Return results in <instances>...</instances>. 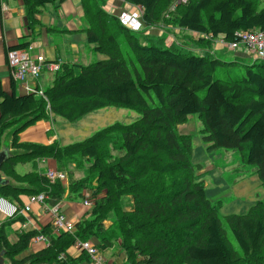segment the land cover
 Returning a JSON list of instances; mask_svg holds the SVG:
<instances>
[{"label": "trees", "instance_id": "obj_1", "mask_svg": "<svg viewBox=\"0 0 264 264\" xmlns=\"http://www.w3.org/2000/svg\"><path fill=\"white\" fill-rule=\"evenodd\" d=\"M22 1L30 31L24 37L35 39L43 27L40 14L56 0ZM80 1L82 29L94 51L105 57L86 65L63 63L43 94H20L13 79L10 92L0 83V151L5 132L14 128L0 197L22 207L21 195L45 193L47 205L54 206L65 199L83 201L88 192L93 205L73 233L55 235L47 224L17 232L13 240L11 226L20 214L1 222L5 263L86 264L85 251L72 257L68 249L78 240L96 238L101 251L116 247L124 254L119 264H264V200L245 213L223 217L222 201L208 196L202 166L193 161L192 135L178 131L198 114L210 149L239 151L264 186V60L247 65L241 78L216 77L233 63L218 58L213 48L217 41H234L237 31L264 30V0H188L173 9L177 0H126L144 7L143 25L136 31L120 22L123 5L117 11L107 7L109 0ZM160 26L196 32L194 41L210 51L197 55L173 42L164 45ZM107 107L142 116L70 144L19 140L41 120L60 116L77 122ZM43 158L56 161L67 184L47 177L39 164ZM27 164L31 170H18ZM38 235L52 237L27 254Z\"/></svg>", "mask_w": 264, "mask_h": 264}, {"label": "crops", "instance_id": "obj_2", "mask_svg": "<svg viewBox=\"0 0 264 264\" xmlns=\"http://www.w3.org/2000/svg\"><path fill=\"white\" fill-rule=\"evenodd\" d=\"M118 1L120 0H109V2H111L116 7L117 11H119ZM121 5H123L124 8V6L126 7L127 3L124 5L121 2ZM40 15L43 23V28H53L54 30H52V32L50 33L41 30L39 36L35 39H32L31 37L25 38L24 36H30V31L27 25L28 22L26 19L25 6L23 5V1L1 0L0 83L8 92L11 91L13 77L11 75V70L7 64L6 53L10 47L18 45L24 41H32L33 44L37 45V49H34L35 52L31 51V55L33 57L41 51L45 53V56L49 60H57L61 61V63L74 64H84L85 62V65L89 63L88 53H92V46L89 44L87 35L82 29L83 27H86V24L84 22L83 6L80 0H66L64 2H61L59 0V2H55L48 6L46 5L43 9L42 14ZM177 32H179V30H177ZM194 34V32H191L188 36L193 37L195 36ZM222 43L223 42L221 40L214 43L213 48L218 51V47L223 45ZM45 73L46 72H44L37 79H29L28 82L32 86L37 85V87L42 90L48 88L49 86H51L54 77L50 79V77L44 76ZM17 91L20 94H28L23 84L17 83ZM55 125H57L56 117L52 118L49 121L41 120L35 125L21 132L19 135V140L20 142L50 144L55 139L59 140L55 130ZM6 132V141L5 143H3V147H9L11 139L13 137L14 128H11ZM39 164L45 172L48 170V168L57 169V163L52 158H43L39 160ZM19 167L18 170L20 172H27L31 170L33 166L31 164H27L26 166H22V170H20ZM65 183L67 184L68 180ZM87 194L88 192H86V195ZM20 198L22 201L21 205L22 207H24L23 205L29 202V196L21 195ZM57 205H59L61 210L67 214L68 218L73 220L75 223L80 221L85 217L86 214H88V212L91 211V207L85 206L83 201L76 203L75 200L65 199L59 202ZM19 216L21 217L19 218ZM19 216L11 226V237L13 240L16 239L15 234L17 232L21 233L24 230L29 231L34 229L40 230L45 225L52 224V216L50 214V211L47 207L40 203L33 204L31 211L23 212ZM7 219L8 218L5 217L4 214L0 211V221L4 222ZM106 224L107 226H109L111 222L107 221ZM53 232L55 234V231ZM50 236L51 235H47L48 241H36L33 239L32 245L26 253L28 254L34 252L43 244H47L50 240ZM106 252L113 254L114 250L110 251L109 249ZM81 253L82 251L79 249L77 244L72 245L68 249V254L72 257H78L81 255ZM112 254H110V257H107L109 260L120 263L123 262L124 254L118 253L116 256L113 255V257L111 256Z\"/></svg>", "mask_w": 264, "mask_h": 264}, {"label": "rangeland", "instance_id": "obj_3", "mask_svg": "<svg viewBox=\"0 0 264 264\" xmlns=\"http://www.w3.org/2000/svg\"><path fill=\"white\" fill-rule=\"evenodd\" d=\"M56 2H59V0H56ZM50 4H47V6ZM120 5L121 1H118V6ZM127 5L126 7L124 6L123 9L129 8ZM175 5L176 4L172 6V9ZM41 30L50 33L54 29H45L42 27ZM177 30H179V32H177ZM150 32L151 31H146L145 33L148 34ZM159 33V35L162 33L166 34L164 36L166 44L164 45H169V43L173 42L197 55H206L207 52L210 51L209 48L194 41L198 39V34H194L195 36L190 37L188 36L190 34L189 32L171 26L167 28L160 26ZM144 35L143 33L139 35L143 43L146 41ZM174 35L177 36V38H174ZM184 36L189 38L186 39ZM225 43L226 42H223V45L218 47L219 50L215 52L216 56L233 64L221 68L216 73V77H228L231 75L234 78H241L246 72L247 65L253 64L256 60V56L250 53L245 46L233 50L227 47ZM30 45H33L35 49H37V45L33 43L20 49H27ZM32 52H35V50H32ZM88 56L89 63L105 57L103 54L96 53L93 49V45L92 53L89 52ZM59 62L61 63V61ZM62 65L63 63H61V66ZM44 72H46L44 76L50 77V79L54 77V73H49V71ZM141 116L142 114L140 112L132 109L107 107L92 112L77 122H70L60 116H56L57 125H55V130L62 144H70L82 141L96 131L114 123H132ZM202 128L203 125L198 114H193L190 115L187 123L179 125L178 131L183 134H190L193 137V161L195 164H200L202 166L199 172L202 173L201 177L205 181L208 196L213 202L217 200L222 201L223 207L220 213L223 217L230 213H245L258 200H264V186L261 184L258 175L254 173V166L244 162L242 154L237 150L224 148L210 149V143L205 140V133L202 131ZM6 134L4 135L3 143L6 141ZM19 169L22 170L23 167L20 166ZM75 201L78 203L81 202L82 199H77ZM92 241L94 243L98 242L96 238H92ZM111 250H114L115 256L118 254L116 247ZM102 253L108 257L112 254L106 252V250H102ZM113 254L111 255L112 257ZM116 263L119 264L120 262Z\"/></svg>", "mask_w": 264, "mask_h": 264}, {"label": "built area", "instance_id": "obj_4", "mask_svg": "<svg viewBox=\"0 0 264 264\" xmlns=\"http://www.w3.org/2000/svg\"><path fill=\"white\" fill-rule=\"evenodd\" d=\"M126 2V0H122ZM188 0H177L176 5L186 3ZM129 8L122 9L119 14L120 22L127 28L136 31L140 30L143 25L142 17L144 13V7L141 5H127ZM109 9L114 8L112 4H108ZM116 9V7H115ZM222 41V40H221ZM223 42V41H222ZM230 49L236 50L241 46H245L250 53L256 56V59L264 60V30H240L236 32V39L234 41L225 43ZM35 47L30 45L27 49H8L7 50V64L11 70V75L16 83L23 84L28 93L38 92L43 94V90H38L37 85L32 86L28 80L39 78L44 71L56 73L61 69V63L57 61L48 60L43 52L37 53L36 56L31 55V51ZM47 177L54 182L57 179L66 181L67 174L58 171L55 168H48L46 172ZM84 200V205L91 207L93 202L88 198ZM47 195L41 193L39 195L29 196V202L24 207L19 205L5 197H0V211L7 218H15L17 215L23 212L31 211L32 205L40 203L48 208L52 216V227L57 233L60 232H74L75 222L68 218L67 214L61 210L59 205L49 206L46 203ZM1 225V221H0ZM44 236H38L34 240H44ZM80 250L85 251L90 257V264H114L109 260L98 248V246L92 242L80 241L76 243Z\"/></svg>", "mask_w": 264, "mask_h": 264}, {"label": "water", "instance_id": "obj_5", "mask_svg": "<svg viewBox=\"0 0 264 264\" xmlns=\"http://www.w3.org/2000/svg\"><path fill=\"white\" fill-rule=\"evenodd\" d=\"M9 156V148L8 147H3L0 151V183H4L6 179L3 177L1 173L2 165L6 161V159ZM0 264H6L5 259L3 255H0Z\"/></svg>", "mask_w": 264, "mask_h": 264}, {"label": "clouds", "instance_id": "obj_6", "mask_svg": "<svg viewBox=\"0 0 264 264\" xmlns=\"http://www.w3.org/2000/svg\"><path fill=\"white\" fill-rule=\"evenodd\" d=\"M124 5L127 3L128 5L129 4H131V3H129V2H124V1H122V0H120ZM195 34H198V33H196V32H194ZM205 36H207V35H205ZM223 44V43H222ZM18 49H20V48H18ZM41 52V51H40ZM44 53V52H43ZM45 54V53H44ZM6 56H7V53H6ZM47 58V57H46ZM6 59H7V57H6ZM48 59V58H47ZM49 60V59H48ZM52 61H57V60H52ZM57 62H59V61H57ZM38 90H42V89H40V88H38ZM58 170V169H57ZM59 171V170H58ZM47 172V171H46ZM45 172V173H46ZM67 180H68V177H67ZM66 180V181H67ZM66 181H64V182H66ZM87 195H89V194H87ZM87 195H86V198H87ZM83 203H84V200H83ZM57 205V204H56ZM55 206V205H54ZM88 207V206H87ZM92 207V206H91ZM18 216V215H17ZM16 216V217H17ZM76 224V223H75ZM52 229H53V227H52ZM54 231V230H53ZM55 234H57V232H55ZM38 236H44V235H38ZM38 236H36V237H38ZM35 237V238H36ZM45 237V239L44 240H39V241H48V238L46 237V236H44ZM34 238V239H35ZM91 241H92V239H90ZM93 242V241H92ZM77 243V242H76ZM75 243V244H76ZM96 245H97V243H95ZM99 248V247H98ZM100 249V248H99ZM82 251V250H81ZM101 251V250H100ZM83 252V251H82ZM102 252V251H101ZM106 256V255H105ZM106 257H108V256H106ZM113 263L115 264V261H113ZM88 264H90V262L88 263Z\"/></svg>", "mask_w": 264, "mask_h": 264}]
</instances>
